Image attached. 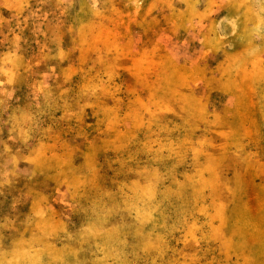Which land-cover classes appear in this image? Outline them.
I'll list each match as a JSON object with an SVG mask.
<instances>
[{"label": "clouds", "instance_id": "1", "mask_svg": "<svg viewBox=\"0 0 264 264\" xmlns=\"http://www.w3.org/2000/svg\"><path fill=\"white\" fill-rule=\"evenodd\" d=\"M0 264H264V0H0Z\"/></svg>", "mask_w": 264, "mask_h": 264}, {"label": "rangeland", "instance_id": "2", "mask_svg": "<svg viewBox=\"0 0 264 264\" xmlns=\"http://www.w3.org/2000/svg\"><path fill=\"white\" fill-rule=\"evenodd\" d=\"M5 16H7V13H5Z\"/></svg>", "mask_w": 264, "mask_h": 264}]
</instances>
